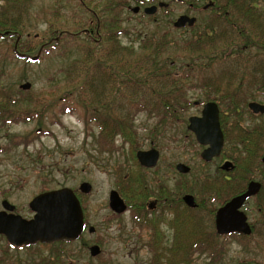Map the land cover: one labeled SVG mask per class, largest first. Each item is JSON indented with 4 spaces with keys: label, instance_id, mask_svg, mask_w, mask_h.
Segmentation results:
<instances>
[{
    "label": "trees",
    "instance_id": "16d2710c",
    "mask_svg": "<svg viewBox=\"0 0 264 264\" xmlns=\"http://www.w3.org/2000/svg\"><path fill=\"white\" fill-rule=\"evenodd\" d=\"M32 1L4 0L0 36L14 41L19 36L12 48L26 54L24 60L40 49L44 55L57 49L65 59L56 75L47 78L55 86L42 90L34 106L52 98L60 112L71 113L77 98L85 123L96 127L106 147H113L118 135L134 146V158L136 114H150L165 129L182 119L193 93L218 102L223 111H234L255 97L256 81L249 86L247 79L264 68V0H207L212 4L207 19L208 11L186 29L166 25L162 33L156 28L157 34L128 42L122 41L128 35L122 15L130 0H54L45 33H31L27 16ZM66 20L74 22L71 31L56 28ZM259 81L264 85L263 78ZM12 96L0 87L3 115V108L16 103Z\"/></svg>",
    "mask_w": 264,
    "mask_h": 264
},
{
    "label": "rangeland",
    "instance_id": "374dc122",
    "mask_svg": "<svg viewBox=\"0 0 264 264\" xmlns=\"http://www.w3.org/2000/svg\"><path fill=\"white\" fill-rule=\"evenodd\" d=\"M94 1L98 3L100 0ZM158 1L166 2L168 6L158 9L151 18L145 16L142 9L138 14L131 11L123 13V26L128 35L122 41H138L139 37L150 34L156 28L162 33L165 26H172V21L180 14L195 16L197 20L204 17L200 12L203 2L197 5L199 10L189 7L193 0H147L144 5L157 4ZM66 2L63 0V3ZM53 3L54 0L32 1L27 16L31 33L47 31L46 19L50 17ZM3 4L4 0H0V8ZM136 4L130 0V7ZM65 8L71 11L67 5ZM210 15L208 11L205 18ZM73 25L72 20H66L61 25L56 24V28L71 31ZM17 41L0 36V73L3 74L0 87L16 100L13 107L3 108L4 115L0 110V118L10 121L3 125L0 122V148H3L0 151V190L5 192L4 197L19 212L27 214L28 202L44 189L68 187L77 191L84 220L95 231L90 233L85 229L80 239L60 243L56 249L62 261H56L57 264H148L152 257L148 248L136 245L130 213L120 217L112 215L108 206L109 191L116 190L117 185L125 191L128 186L133 188L134 184L127 183L130 180L126 179L134 175L135 168L150 187L155 189L165 183L174 194L179 192L174 183L180 181L189 187L195 174L209 172L210 167L203 166L199 157L201 147L186 129L187 118L199 114L201 109V105H196L194 101L201 104L203 97L191 94L192 102L181 114L183 119L170 123L165 129L150 114H136L132 125L136 145L132 152L135 154L136 150L155 146L160 153L153 169L142 170L135 155L134 158L132 156L134 146L122 142L120 137L114 138L113 147H106L100 142L96 127L85 123L77 98L74 100L75 110L71 113L60 112L52 98L43 106H34L43 95L42 90L55 86L54 81L49 82L47 78L56 75L65 59L58 57L57 49L49 55L40 53L35 61L19 59L14 51ZM24 83L30 84L26 90L20 88ZM179 162L191 167L190 174L183 176L175 170L174 166ZM211 167L213 169V165ZM82 182L90 184L88 193L79 192ZM143 240L146 241V237ZM93 244L99 245L101 250L96 256L89 254V247ZM51 255L52 252L41 245L21 250L6 249L0 237V264H34L37 261L30 260L46 259ZM202 258L203 261H192V264H210L204 261V256Z\"/></svg>",
    "mask_w": 264,
    "mask_h": 264
},
{
    "label": "flooded vegetation",
    "instance_id": "af4514ba",
    "mask_svg": "<svg viewBox=\"0 0 264 264\" xmlns=\"http://www.w3.org/2000/svg\"><path fill=\"white\" fill-rule=\"evenodd\" d=\"M176 1L181 2V0ZM200 2L203 1L193 0L189 3V7L199 10L197 5H200ZM208 3L207 0L203 2L200 12L211 11L212 4L209 5L210 8H205ZM144 4L141 1L135 5L139 6L137 12H132L129 5L128 11L138 14L142 9L143 12V9L149 6ZM167 6L157 7L154 14L158 9H166ZM143 14L147 17L151 16L144 12ZM188 27L190 26L186 25L179 29ZM17 55L19 59L27 57L26 54L18 52ZM31 56L33 55L28 56V59ZM256 70L257 74L249 77L250 81L247 79L249 86L252 81H256L253 86L257 90L252 92L255 97L247 98L243 106L234 111H223L218 102L208 100L214 101L219 111L220 128L223 134V145L219 155L212 157L209 161L201 158V152L206 146L200 145L194 133L188 129L190 116L187 118L186 129L201 147L199 157L203 161L201 162L203 166L210 167L209 172L195 174L192 185L189 187L180 181L174 183L173 186L179 191L174 194L173 189L165 183L153 189L144 181L138 168H135L134 175L126 179V181L130 180L127 183L134 184L133 188L128 186L125 191L117 185L118 190L112 189L117 191L123 200L125 209L121 212L113 211L110 208L108 196V206L112 215L120 217L125 213H130L132 231L135 229L136 245L142 244L148 248L152 257L148 264H192V261H203V256L204 261H209L210 264H264V113L254 112L249 107L251 102L264 105L262 90L264 85H260L261 80L259 81L261 78L264 79V68L259 67ZM208 101L201 104L200 101H194L196 105H201V109L199 114L191 116H200L203 105ZM153 148L155 149V146L150 149ZM1 149L3 148H0V151ZM136 152L135 159L139 169L151 170L156 166L158 160L152 167L140 165ZM179 164L183 163L179 162L174 166L179 174L183 176L190 174L192 171L190 166L184 164L189 167V170L183 172L178 169ZM80 185L79 192L88 193L82 191ZM63 188L70 189L80 203L79 195L74 189L68 187L44 189L28 202V213L25 214L19 212L17 207L4 197L5 192L0 190V211L30 220L36 213L30 208V202L35 197ZM187 195L192 197L191 204L185 200ZM240 196H243V199L235 204L234 200ZM230 202L233 204L226 207ZM4 203L12 206V209L6 208ZM80 207L84 222L82 233L85 229L90 232L88 229L92 226H87L81 204ZM222 210V215H219ZM94 231L95 229L90 233ZM81 234L77 239H80ZM143 236L146 237V241L143 240ZM0 237L3 238L6 249L21 250L41 245L52 252L50 258L30 260L37 261L34 264H41L43 261H55L57 264L56 261H62L56 249L58 245L73 241L62 239L15 245L10 243L4 234L0 233Z\"/></svg>",
    "mask_w": 264,
    "mask_h": 264
},
{
    "label": "water",
    "instance_id": "95a60500",
    "mask_svg": "<svg viewBox=\"0 0 264 264\" xmlns=\"http://www.w3.org/2000/svg\"><path fill=\"white\" fill-rule=\"evenodd\" d=\"M210 3L205 5V8ZM167 3L160 1L156 5H149L143 9V12L152 15L156 12L157 7H166ZM139 6L132 7L133 12H137ZM196 21L195 16L180 14L173 22L174 28H183L192 26ZM40 56V50L32 56L33 61ZM29 83L20 85L22 89H28ZM249 107L254 112L264 113V105L256 102L249 103ZM188 129L194 133L197 142L206 146L201 152V158L209 161L212 157L219 155L223 145V134L220 128L219 111L214 101H208L203 105L200 116H190L188 119ZM159 153L156 149L138 150L136 158L140 165L152 167L158 160ZM178 169L187 172L189 167L179 164ZM80 188L84 192L90 190V184L83 182ZM243 196L234 200V203L241 201ZM185 200L188 204L192 203V197L187 195ZM230 202L226 207L232 205ZM236 204V203H235ZM110 208L115 212H121L125 209L123 200L117 191L111 190L109 194ZM6 208L12 209V206L4 203ZM30 208L36 213L32 219L26 220L14 214H7L0 211V233L4 234L8 241L15 245L29 244L35 242H51L55 240H74L82 233L84 222L83 214L79 200L70 189H60L38 195L30 202ZM227 209V208H224ZM223 210L219 215H222ZM218 215V216H219ZM90 232L93 227L88 229ZM222 232V231H220ZM100 253L98 245L89 247V254L96 256ZM74 264V263H68Z\"/></svg>",
    "mask_w": 264,
    "mask_h": 264
}]
</instances>
